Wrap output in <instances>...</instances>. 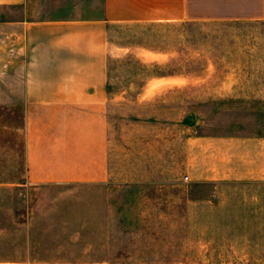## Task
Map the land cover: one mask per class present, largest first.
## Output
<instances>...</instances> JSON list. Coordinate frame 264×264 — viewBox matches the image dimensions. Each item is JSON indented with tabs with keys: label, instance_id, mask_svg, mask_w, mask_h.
Wrapping results in <instances>:
<instances>
[{
	"label": "crops",
	"instance_id": "0c3cea01",
	"mask_svg": "<svg viewBox=\"0 0 264 264\" xmlns=\"http://www.w3.org/2000/svg\"><path fill=\"white\" fill-rule=\"evenodd\" d=\"M197 20L218 33L207 67L262 68L221 81L264 99V0H0V196L12 212V250L0 264H115L108 248L116 195L145 182L118 178L113 165L111 35L123 25ZM185 144L188 169L201 160L204 182L251 185L264 195V126L191 135ZM67 195L93 196L77 203L75 225L70 211L65 219L56 213Z\"/></svg>",
	"mask_w": 264,
	"mask_h": 264
},
{
	"label": "rangeland",
	"instance_id": "374dc122",
	"mask_svg": "<svg viewBox=\"0 0 264 264\" xmlns=\"http://www.w3.org/2000/svg\"><path fill=\"white\" fill-rule=\"evenodd\" d=\"M214 30L207 20H197L123 25L111 35L106 115L113 165L118 178L145 182L116 195L114 242L108 248L115 264H264L262 190L204 182L201 160L188 169V136L264 126V99L242 97L221 81L226 73L245 80L253 68L237 74L235 67H207V55L216 53ZM261 69H253L256 76ZM63 197L56 213L65 219L64 209L70 211L67 219L75 225L77 203L92 202L93 196ZM11 223V209L0 196V255L12 250Z\"/></svg>",
	"mask_w": 264,
	"mask_h": 264
}]
</instances>
